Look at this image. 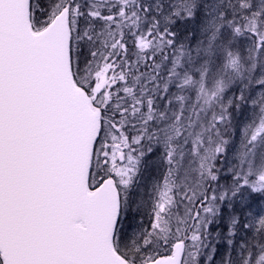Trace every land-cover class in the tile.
<instances>
[{
	"label": "snow or ice",
	"instance_id": "obj_1",
	"mask_svg": "<svg viewBox=\"0 0 264 264\" xmlns=\"http://www.w3.org/2000/svg\"><path fill=\"white\" fill-rule=\"evenodd\" d=\"M0 264H264V0H0Z\"/></svg>",
	"mask_w": 264,
	"mask_h": 264
}]
</instances>
